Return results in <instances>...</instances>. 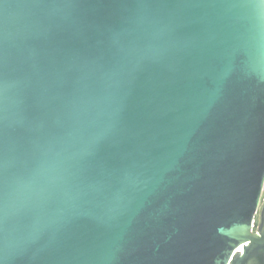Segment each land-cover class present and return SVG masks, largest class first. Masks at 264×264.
<instances>
[{
    "label": "water",
    "instance_id": "95a60500",
    "mask_svg": "<svg viewBox=\"0 0 264 264\" xmlns=\"http://www.w3.org/2000/svg\"><path fill=\"white\" fill-rule=\"evenodd\" d=\"M263 192L264 2L0 0V264H264Z\"/></svg>",
    "mask_w": 264,
    "mask_h": 264
},
{
    "label": "rangeland",
    "instance_id": "374dc122",
    "mask_svg": "<svg viewBox=\"0 0 264 264\" xmlns=\"http://www.w3.org/2000/svg\"><path fill=\"white\" fill-rule=\"evenodd\" d=\"M263 198H264V192H263ZM262 205V204H261ZM261 207V206H260ZM257 222H259V214L257 215Z\"/></svg>",
    "mask_w": 264,
    "mask_h": 264
},
{
    "label": "snow or ice",
    "instance_id": "6c2138e0",
    "mask_svg": "<svg viewBox=\"0 0 264 264\" xmlns=\"http://www.w3.org/2000/svg\"><path fill=\"white\" fill-rule=\"evenodd\" d=\"M261 2H264V0H261Z\"/></svg>",
    "mask_w": 264,
    "mask_h": 264
}]
</instances>
